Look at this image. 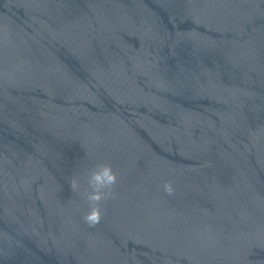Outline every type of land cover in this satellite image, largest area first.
<instances>
[{"label": "water", "instance_id": "95a60500", "mask_svg": "<svg viewBox=\"0 0 264 264\" xmlns=\"http://www.w3.org/2000/svg\"><path fill=\"white\" fill-rule=\"evenodd\" d=\"M0 264H264V0H0Z\"/></svg>", "mask_w": 264, "mask_h": 264}, {"label": "clouds", "instance_id": "9594fccd", "mask_svg": "<svg viewBox=\"0 0 264 264\" xmlns=\"http://www.w3.org/2000/svg\"><path fill=\"white\" fill-rule=\"evenodd\" d=\"M85 183L82 186L80 179L73 176L69 181L70 189L79 192L89 211L83 219L89 227H95L102 219V206L110 200L116 198L115 187L118 182L116 173L110 163H98L88 170L84 175ZM82 189V190H81ZM163 191L171 196L175 193V188L171 181L163 184Z\"/></svg>", "mask_w": 264, "mask_h": 264}]
</instances>
